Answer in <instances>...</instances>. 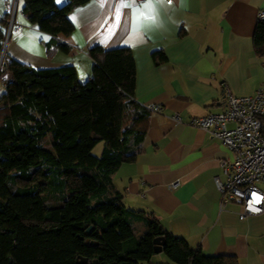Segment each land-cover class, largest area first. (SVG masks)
I'll return each mask as SVG.
<instances>
[{
	"label": "trees",
	"instance_id": "trees-1",
	"mask_svg": "<svg viewBox=\"0 0 264 264\" xmlns=\"http://www.w3.org/2000/svg\"><path fill=\"white\" fill-rule=\"evenodd\" d=\"M89 1L24 0L23 14L51 36L49 54L68 52L57 36L74 31L69 14ZM10 18L0 21V56ZM253 42L264 59V20ZM88 54L93 67L85 82L72 64L0 66V264H78L79 256L87 264H239L235 255L191 247L157 217L125 206L112 176L136 159L151 111L134 98L136 64L128 46L95 45ZM152 57L166 60L163 50ZM134 222L146 228L140 235ZM160 236L170 262L151 261Z\"/></svg>",
	"mask_w": 264,
	"mask_h": 264
},
{
	"label": "crops",
	"instance_id": "crops-1",
	"mask_svg": "<svg viewBox=\"0 0 264 264\" xmlns=\"http://www.w3.org/2000/svg\"><path fill=\"white\" fill-rule=\"evenodd\" d=\"M124 2L90 0L73 9L74 31L57 36L69 51L49 54L45 43L51 36L27 20L24 0H0V21L15 11L3 62L38 68L72 64L82 81L92 72L91 47L128 46L136 64V102L161 111L150 112L136 159L112 176L123 203L157 217L169 234L209 255L264 264V212L240 219L241 204L222 205L215 183L221 160L233 158V150L189 124L192 117L223 111L226 88L248 95L263 84L264 59L255 53L253 36L264 0H161L156 22L139 31H133L132 8L122 7ZM157 50L166 60L154 61ZM176 180L180 185L172 189Z\"/></svg>",
	"mask_w": 264,
	"mask_h": 264
},
{
	"label": "built area",
	"instance_id": "built-area-1",
	"mask_svg": "<svg viewBox=\"0 0 264 264\" xmlns=\"http://www.w3.org/2000/svg\"><path fill=\"white\" fill-rule=\"evenodd\" d=\"M258 18L264 20V9L259 11ZM148 109L161 111L158 105ZM176 119L181 121L179 116ZM189 124L209 132L233 150V158L220 162L222 175L215 177L222 205L238 201L240 219L264 212V82L248 95H236L226 88L223 111L192 117ZM179 185L180 181L176 180L170 187L175 189Z\"/></svg>",
	"mask_w": 264,
	"mask_h": 264
},
{
	"label": "snow or ice",
	"instance_id": "snow-or-ice-1",
	"mask_svg": "<svg viewBox=\"0 0 264 264\" xmlns=\"http://www.w3.org/2000/svg\"><path fill=\"white\" fill-rule=\"evenodd\" d=\"M159 3H161V0H146L143 5L139 6L135 4V0H126V2L122 3V7L132 8L133 31L150 27L156 22L155 9Z\"/></svg>",
	"mask_w": 264,
	"mask_h": 264
},
{
	"label": "rangeland",
	"instance_id": "rangeland-1",
	"mask_svg": "<svg viewBox=\"0 0 264 264\" xmlns=\"http://www.w3.org/2000/svg\"><path fill=\"white\" fill-rule=\"evenodd\" d=\"M61 5H63V4H61ZM11 20H13L12 21V26H13V22H14V17L11 15V18H10V23H11ZM12 30V29H11ZM10 37V36H9ZM9 39V38H8ZM8 41V40H7ZM87 80V78H84L81 82H85ZM0 85H1V82H0ZM2 86V85H1ZM1 86H0V90H1ZM102 148H103V143L101 142V143H99L96 147H95V149H94V153L96 154V155H99L100 153H101V150H102ZM134 229H135V231H136V234L137 235H140L142 232H144L145 231V226H144V224L143 223H141V222H134ZM151 261H153L154 263H161V262H170V259H169V257L167 256V254L164 252V251H162V252H159V253H155L154 255H153V257H152V259H151Z\"/></svg>",
	"mask_w": 264,
	"mask_h": 264
},
{
	"label": "water",
	"instance_id": "water-1",
	"mask_svg": "<svg viewBox=\"0 0 264 264\" xmlns=\"http://www.w3.org/2000/svg\"><path fill=\"white\" fill-rule=\"evenodd\" d=\"M11 29H12V25H11V23H10L9 28H8V31H7V39H8L9 36H10ZM3 52H4V51H2V54H1V56H0V65H1V61H2ZM92 230H93V226L90 225V226L86 229V233H87V234H90ZM164 246H165V238H164L163 236H160V237H157V238L154 239V251H155V253L162 252ZM93 262L96 263L97 260H94ZM77 263H78V264H87V258L82 257V256H79V259H78V262H77Z\"/></svg>",
	"mask_w": 264,
	"mask_h": 264
}]
</instances>
